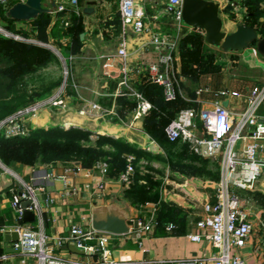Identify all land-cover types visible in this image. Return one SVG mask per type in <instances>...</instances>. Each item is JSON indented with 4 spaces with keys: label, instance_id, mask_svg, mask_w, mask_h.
<instances>
[{
    "label": "crops",
    "instance_id": "crops-1",
    "mask_svg": "<svg viewBox=\"0 0 264 264\" xmlns=\"http://www.w3.org/2000/svg\"><path fill=\"white\" fill-rule=\"evenodd\" d=\"M81 2L79 11L83 19L91 15L94 17L91 18L90 29L85 26L79 33L78 49H70L65 52L63 46L71 42L70 38L65 36L57 38L52 34L53 36L50 35L46 39L48 41L34 39V42L52 48L51 50L56 55V59L53 61L59 60L62 73L63 60L66 63L69 71V85L65 89L68 107L64 109L41 108L31 117L30 124L32 126H46L52 123L81 125L92 129L96 135L99 133H96L95 130L106 132V134L123 139L140 149L166 157L164 149L143 128V118L153 106L150 98L143 93L151 102V107L140 117L133 118L134 101L127 95L121 96L114 93L122 64V60L116 52L120 36L119 15L117 16V25L114 27L117 31L109 28L105 20L102 25L100 22L109 13L118 14V0H82ZM85 7H91V10L86 12ZM188 29L184 26L180 37ZM108 37L109 39L113 38L110 47L103 43V39ZM145 41L146 35L143 34L130 33L127 36L126 61L129 64L155 58V51L144 47ZM230 51L233 52L227 57L218 58L220 62L219 65H216L217 67L206 69L197 80L191 82L187 75L181 72L177 45L170 65L177 88L176 94L173 98H166L162 88L163 98L171 100L180 95L187 101V105L181 108L211 106L218 99L222 103L226 102L223 105L231 113L235 114L243 110L246 107L249 88L264 81V56L258 51H254L252 46ZM107 56L112 62L111 67L105 66ZM216 61L218 60L216 59ZM131 80L135 86L147 81L143 74L135 72L132 73ZM55 87L51 89V92ZM199 88L201 90L197 92ZM224 88L237 90L239 95L223 97L216 93ZM129 101L132 102V107L128 106L127 102ZM91 102L100 104L102 109H91L89 107ZM83 106L87 108L84 113H81L78 109ZM58 110L64 113L61 116H55L54 113L59 112ZM104 110L107 111V114L103 112ZM110 110H113L115 114H109ZM256 113L264 117V99L258 105ZM249 140L246 138L244 141H240L237 146L240 147ZM189 150L192 151L190 145ZM262 152L264 153V145ZM125 158L127 159V155ZM203 158L209 161V167L210 161H215L219 169V159ZM99 162H103V160H98L89 167L80 165L81 170L77 174L67 170L70 166L68 162L60 161L35 165L15 164L9 167L24 181L33 182L36 185L45 184V191L39 193L38 198L42 206L43 229L52 237L51 245L56 246L55 238L57 237L66 238L70 225L74 223L90 227L93 206L116 204L126 211L130 225V231L125 234H109V257L119 264H174L177 260L194 259L196 260L195 264H213L210 258L216 249L212 243L204 236L199 241H192L189 235L197 232L195 222L202 216V203L210 199L214 193L215 180L193 175L177 179L180 178L178 176L180 172L174 171L171 177L167 176L162 179L159 198L156 202L132 203L124 195V190L129 187L132 180L124 184L119 178L121 172L109 173L108 167L107 173L103 176L98 167ZM138 165L143 172L140 161ZM165 167L168 171L170 168L168 162ZM46 172H51L50 179L44 178ZM99 180L104 182L101 189L96 186ZM87 184L89 187L86 186ZM14 187L17 186L13 177L0 178V228L13 223L14 217L9 202L10 189H14ZM241 191L264 193V175L255 182L251 189L238 191L242 198ZM242 201H244L243 198ZM159 202L171 204L178 209L175 220L171 222L174 224V228L170 231L155 226V214ZM5 211L9 214H5ZM250 212L253 227L245 244L238 248V253L246 264H264V217L261 211L255 213L250 210ZM134 220H141L143 223L151 222L153 226L150 227V230L143 231L139 226H133ZM5 232L0 231V255H8L6 259H0V264H37L36 260L31 257H27L25 262L21 263L18 253L7 251L12 248L13 240L5 241ZM204 232L208 233V230ZM55 252L71 257L83 256V253L74 250V245L69 240H65L61 246L55 249Z\"/></svg>",
    "mask_w": 264,
    "mask_h": 264
},
{
    "label": "built area",
    "instance_id": "built-area-1",
    "mask_svg": "<svg viewBox=\"0 0 264 264\" xmlns=\"http://www.w3.org/2000/svg\"><path fill=\"white\" fill-rule=\"evenodd\" d=\"M10 0H0L5 4ZM18 1V0H15ZM220 8L231 3L234 9H241L237 0H217ZM59 9L70 6L79 12L78 0H61ZM182 0H118L119 40L117 55L121 58L119 79L116 95H127L133 101L132 117H140L151 107V102L133 85V72L143 74L152 83L162 86L166 98L176 94V84L170 65L178 40L185 27L193 28L182 19ZM240 13V10H238ZM264 20V14L260 17ZM66 23V22H65ZM7 33V31H5ZM130 33L146 35L144 47L155 51L153 60L137 61L129 64L127 58V36ZM16 37H21L15 34ZM34 40V39H33ZM254 51H257L252 46ZM63 77L60 84L49 94L18 107L0 119V134H26L30 131V119L41 108H66L65 89L69 85V71L64 62ZM112 62L107 56L105 66L111 67ZM201 88L197 89L199 92ZM221 96L239 95L237 90L220 89L216 92ZM264 99V81L254 84L248 90L246 107L234 113L223 105L221 100H215L211 106H186L166 124L165 134L169 141H188L191 150L201 157L219 159V178L214 182L212 197L202 203V216L195 222L197 232L189 235L192 241L206 237L216 251L211 256L213 264H246L238 253V248L245 244L251 233L253 223L250 210L244 205L239 190L251 189L255 182L264 175V117L256 113V109ZM91 109L101 110L96 102L89 104ZM86 106L78 109L84 113ZM107 114V111L104 110ZM109 114H115L113 110ZM250 140L237 146L238 141ZM134 156H127V164L119 178L124 184L129 183L134 172ZM67 170L77 174L81 170L78 161L69 162ZM101 174L107 173V163L99 162ZM143 172H145L143 170ZM11 176L16 186L10 189V207L13 213V223L2 226L1 232L16 231L18 240L12 242L14 252L18 253L20 262L27 257L34 258L37 264H119L109 257L107 232L98 231L91 226L86 227L74 223L68 229L66 238L57 237L56 246L50 244L52 237L43 229L42 206L38 194L45 191V184L36 185L24 181L9 167L0 162V178ZM51 172H46L44 178L50 179ZM103 180L97 182V188L103 187ZM89 187V184L86 185ZM68 193V192H66ZM30 201L25 208L33 213V220L23 221V201ZM137 226L143 231L150 230L151 222L143 223L137 220ZM173 223H167L165 229L170 231ZM208 230V233L204 231ZM65 240L78 249L83 250V256L71 257L55 252ZM17 248H19L17 250ZM97 248L99 249L97 251ZM13 252V253H14ZM8 254H1L0 259H6ZM196 260H177L174 264H195Z\"/></svg>",
    "mask_w": 264,
    "mask_h": 264
},
{
    "label": "trees",
    "instance_id": "trees-1",
    "mask_svg": "<svg viewBox=\"0 0 264 264\" xmlns=\"http://www.w3.org/2000/svg\"><path fill=\"white\" fill-rule=\"evenodd\" d=\"M79 1V0H78ZM15 0L0 3L2 17L6 25L15 27L16 19L6 14L7 8ZM248 12L242 21L255 27L260 36H264V14L261 0H246ZM230 11V10H228ZM81 12L71 14L72 21L59 26L52 33L55 37H69L71 42L63 46L65 52L79 47V33L83 30ZM47 12H40L35 17L23 21H35ZM36 23V21H35ZM45 22L42 25L31 26L27 33L45 40ZM193 29V30H192ZM185 31L179 40V55L181 72L192 81L199 78L204 69L201 65L210 59V52L206 51L204 36L196 28ZM33 31V32H32ZM35 31V32H34ZM60 44V42H58ZM56 59L54 52L46 45L37 42H26L0 35V118L12 112L17 107L34 101L51 92V89L62 80V76L47 83L39 84L33 90L27 91L29 77L42 67ZM136 87L147 95L153 103L150 111L143 118V128L150 134L165 151L166 157L136 147L120 138L109 134H97L96 139L90 138L93 130L81 125L52 123L46 126H33L26 134H0V162L7 167L15 164H50L53 162L78 161L82 167H89L98 160L106 161L109 173H119L125 169L126 155L134 156V172L129 187L124 190L125 197L132 203L156 202L159 197L161 181L150 175L152 165L146 164L145 172H141L138 157L142 153L151 154L156 158H163L173 171L186 175L209 177L218 180L219 169L215 171L209 167V161L199 158L189 150V142L181 140L169 141L164 132V126L176 115L179 108L187 105L180 95L174 99L165 100L162 87L156 83L146 81ZM132 107V102H127ZM105 146H108L105 148ZM215 167V166H214ZM254 195L264 196V193L254 192ZM156 209L155 226L164 229L167 223L175 220L178 209L167 203L159 202ZM9 212L5 211V214ZM1 237V236H0Z\"/></svg>",
    "mask_w": 264,
    "mask_h": 264
},
{
    "label": "water",
    "instance_id": "water-1",
    "mask_svg": "<svg viewBox=\"0 0 264 264\" xmlns=\"http://www.w3.org/2000/svg\"><path fill=\"white\" fill-rule=\"evenodd\" d=\"M51 4H54V1ZM224 8L230 10L232 4L227 3ZM181 9L182 19L186 24L194 28L203 29L206 43L219 47L223 51L254 46L264 56V36H260L255 27L238 20L235 22L233 30L227 32L222 28L223 20L219 14L220 5L217 0H182ZM90 10L91 7H85L86 12ZM47 11H49V8L42 4V0H18L7 8L6 14L14 19L28 20L40 12ZM225 103L224 101L223 104ZM95 132L106 134V132L97 130ZM29 203L30 201L28 200L21 203L24 208L23 221L25 222L33 220V213L25 209ZM127 217L126 211L116 204L93 206L91 208V227L111 234H125L130 231ZM133 226L137 227L136 220H134ZM4 239L5 241L18 240V233L16 231L5 232ZM14 250L13 248L7 249V251ZM74 250L83 253L82 249H78L75 246Z\"/></svg>",
    "mask_w": 264,
    "mask_h": 264
},
{
    "label": "rangeland",
    "instance_id": "rangeland-1",
    "mask_svg": "<svg viewBox=\"0 0 264 264\" xmlns=\"http://www.w3.org/2000/svg\"><path fill=\"white\" fill-rule=\"evenodd\" d=\"M52 1H54V4H51ZM60 1L61 0H42V4L49 8V11H47V14L44 17L43 16L38 17V19L35 20L36 23H35V21H23V20L16 19L14 28H10L8 25H6V21L2 17V12H1V8H0V35L4 36V37H11L13 39H19V40L21 39V40H24L26 42H32V41H34L33 39L36 40L38 38H37V36L30 35L27 32L31 30V26H36L39 24L42 25V23L45 22V29H44V32L46 33L45 37L48 38V36H50V35L53 36L52 33H54L56 31L57 27L64 26L65 22L70 24V22L72 21L71 14L73 12H76L75 9L70 7V6H67L66 8H63V9H59V3L58 2H60ZM63 1L67 2L68 0H63ZM81 1L82 0L78 1L77 6L80 7V3H82ZM237 1H238V4L242 5L241 9H237V11H236L234 9V6H232L230 11H228L223 6L220 8V11H219V14L223 20L222 28L227 32H229L235 28V22L236 21L246 19L245 18L246 13L248 12V7H247L248 5L246 3V0H237ZM260 6H261V8H264V0H261ZM79 10H80V8H79ZM238 10H240V13ZM117 16H118L117 13H115V14L109 13V14L104 16V19L101 20L102 22H100V23L102 25L104 23V20H105V22L107 23L106 25H108L109 28H112L114 31H117L116 28H114L117 25ZM93 17L94 16L91 15V16L85 17V19H83V16H82L83 27L86 26L88 29H90L91 21H92L91 18H93ZM84 20H85V22H83ZM109 23H113V24L111 25ZM190 29H192V28H190ZM190 29H188V30H190ZM195 30H199L202 34L204 32L203 29H200V28H196ZM5 31H7V33ZM15 34H18L21 37L20 38L16 37ZM46 39L40 40V41H48ZM112 42H113L112 37H111V39H109V37L107 39H103V43L106 44L107 47H110ZM48 47L50 49H52L50 46H48ZM205 48H206V51L210 52V59L206 58V62L201 65L204 69H209L211 67H217L216 65H219V62H220L218 58H220V57L225 58V57H227L228 54L233 52L230 50L223 51L221 48L213 46L211 44H207V43H206ZM179 50L180 49H179V43H178V52H179ZM216 59L218 61H216ZM61 75L63 77L61 63L59 62V60L51 61L46 66H44L40 70H38V72H36L35 74H33L32 76L29 77L26 90L27 91L33 90L39 84L47 83V82L54 80V79L56 80L57 77L61 76ZM57 109H61V108H57ZM58 111L59 112L54 113L55 116H61L62 113H64V112L61 113V110H58ZM7 114H9V113H7ZM7 114H5L4 116H6ZM3 117H1L0 119H2ZM90 138L96 139L97 135L95 133H91ZM181 142L182 141L178 142V144ZM239 143H240V141L237 142V145H239ZM107 147L108 146H105V148H107ZM128 155L129 154H127V156ZM140 155L141 156L138 157V162L140 161L142 169L144 171L146 170L145 168H147V166H145V165L147 163L152 165V169L150 170V175H152L154 177V179H158L159 181L162 182V179L164 177H167V176L171 177V174L174 171H172L170 168H168L169 169L168 171L166 170V167H165L166 166V160H165L166 158L163 159L164 158L163 157V158L159 159V158L153 157L151 154H147V153H142ZM199 158L201 159L203 157L200 156ZM125 160H126V164H127V159H125ZM72 161H74V160H72ZM69 162H71V161H69ZM210 162H211L210 167L212 168L213 171H215L217 169V167H216L217 163L215 161H210ZM132 164L134 166L135 162L133 161ZM178 176L180 178H177V179H183L186 177V174L180 172V175H178ZM174 179L177 180L176 178H174ZM237 191H239V189ZM245 192L246 191L240 192L241 196L244 200L243 202L245 203L244 205L247 206V208H249L252 212L258 213L259 211H261V213L264 217V196L254 195L253 193H250V192L245 193ZM261 194H263V193H261ZM149 202H152V201H149ZM6 208H7V206H6ZM78 257H80V256H78Z\"/></svg>",
    "mask_w": 264,
    "mask_h": 264
}]
</instances>
